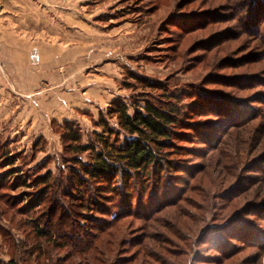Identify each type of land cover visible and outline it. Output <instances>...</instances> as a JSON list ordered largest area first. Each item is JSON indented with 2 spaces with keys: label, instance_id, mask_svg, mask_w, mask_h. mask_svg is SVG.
Instances as JSON below:
<instances>
[{
  "label": "rangeland",
  "instance_id": "rangeland-1",
  "mask_svg": "<svg viewBox=\"0 0 264 264\" xmlns=\"http://www.w3.org/2000/svg\"><path fill=\"white\" fill-rule=\"evenodd\" d=\"M253 1L41 0L67 43L50 71H0V264H264V22L250 26L263 11ZM162 93L179 97L189 122L224 129L218 144L176 143L167 158L186 171L162 179L157 197L134 195L139 217L88 233L87 252L36 236L33 221L46 217L31 208L32 182L74 169L66 124L81 145L107 129L120 141L111 103L132 114ZM219 107L238 114L232 126L201 112ZM153 198L168 203L144 218ZM239 221L258 235L240 238Z\"/></svg>",
  "mask_w": 264,
  "mask_h": 264
},
{
  "label": "trees",
  "instance_id": "trees-1",
  "mask_svg": "<svg viewBox=\"0 0 264 264\" xmlns=\"http://www.w3.org/2000/svg\"><path fill=\"white\" fill-rule=\"evenodd\" d=\"M253 5V12L257 13L263 7L259 13L262 18H253L250 23L252 27L257 25L255 30L259 32L264 22V4L254 0ZM241 7L240 10L247 8L243 2ZM178 99L177 95L162 93L157 99L144 101L141 107L133 106L132 114H129L124 103L113 101L106 115L116 118L124 134L120 141L118 133L114 134L107 129L105 135H95L97 138L94 144L81 145L78 131L67 123V136L72 143L70 151L74 156L70 161L74 169L57 176L48 172L32 182L36 193L30 199L31 208H38L36 212H39V219L46 217L42 223L33 221L35 235L54 247L70 248L78 253L87 252L96 238L92 233L89 235L90 232L96 229L104 233L106 228L111 229L121 219L139 217V208L133 210L134 195L143 197L147 190L153 188L151 194L157 197L159 191L166 188L162 179L173 178V174L186 171L167 158L169 154H177L179 151L176 143L200 140V144L209 147L217 145L220 140L218 132L222 134L225 130L212 127L210 123L197 125L189 122L192 115L182 112L183 108L176 102ZM219 109L201 112L206 116L230 121L228 126H232L233 120L238 117L235 110L232 109V112L225 107ZM112 135L113 140L110 139ZM84 153L89 157L85 162L79 158ZM164 202L151 199L149 203L150 206L155 205L154 210L144 212L142 216L148 218L160 211L168 203L166 199ZM263 208L260 211L264 220ZM248 212L247 215L253 216L252 211ZM96 216L107 217L97 221L98 229ZM67 217L70 220L63 222V218ZM55 219L52 227L46 224ZM248 226L240 221L234 226L240 238L258 235Z\"/></svg>",
  "mask_w": 264,
  "mask_h": 264
},
{
  "label": "crops",
  "instance_id": "crops-1",
  "mask_svg": "<svg viewBox=\"0 0 264 264\" xmlns=\"http://www.w3.org/2000/svg\"><path fill=\"white\" fill-rule=\"evenodd\" d=\"M21 3L34 4L30 10L37 15H27L29 10ZM46 9L50 10L41 0H0V71H32L30 66L36 63H41V71H50L59 64L58 53L63 50L59 44L67 40L59 38L56 15Z\"/></svg>",
  "mask_w": 264,
  "mask_h": 264
}]
</instances>
